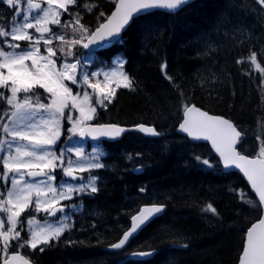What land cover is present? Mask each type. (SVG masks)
Masks as SVG:
<instances>
[{
    "label": "trees",
    "instance_id": "trees-1",
    "mask_svg": "<svg viewBox=\"0 0 264 264\" xmlns=\"http://www.w3.org/2000/svg\"><path fill=\"white\" fill-rule=\"evenodd\" d=\"M84 4L99 7L88 12ZM113 5L112 0H78L71 8L93 29L99 12L108 14ZM13 15L12 7L0 3L1 25L9 26ZM57 32L72 37L71 28L58 26ZM81 49L76 46L75 53ZM252 52L256 63L249 59ZM118 53L126 58L134 90L117 89L97 120L152 124L162 135L129 131L111 143L103 158L107 167L94 170L99 191L85 197V210L74 225L43 252L38 246L28 255L36 264H236L246 229L260 213L231 189L257 200L237 172L216 166L206 143L191 141L175 128L182 103H195L233 120L244 133L239 150L256 153L255 137H264V6L257 0H195L175 13L151 11L136 19L119 44L94 53L89 68L108 65ZM165 62L172 82L161 70ZM197 155L213 167L198 164ZM136 165L143 166L141 173L132 171ZM146 202L165 204L164 212L123 250H106ZM208 203L219 218L201 211ZM133 250L155 252L136 260L129 254Z\"/></svg>",
    "mask_w": 264,
    "mask_h": 264
},
{
    "label": "snow or ice",
    "instance_id": "snow-or-ice-1",
    "mask_svg": "<svg viewBox=\"0 0 264 264\" xmlns=\"http://www.w3.org/2000/svg\"><path fill=\"white\" fill-rule=\"evenodd\" d=\"M23 2L0 0V3L12 7L16 14L10 26L0 25V247L4 252L0 259L3 264H30L20 248L35 250L40 245H50L51 241L59 240L65 230L72 227L59 221L34 227L35 217H32L27 220L25 229L21 217L29 209L35 213L43 212L46 217L64 214V218H67L70 215L67 210L77 205H65L62 201L99 191L100 177L93 174V170L107 167L101 162L103 153L98 149H93L91 154L86 153L82 147L71 144L73 138L116 139L130 130L114 123L94 122L97 108L106 109L113 103L118 88L134 90V79L123 70L124 60L114 59L113 67L96 72L87 71L82 67V62L89 63L97 50L119 44L123 32L150 10L166 9L170 13L187 6L191 0H112L114 9L110 14L99 12L96 17L98 25L94 30L81 22L79 11L69 13L68 6L77 5L78 0H27V10L16 7ZM257 3L264 6V0H257ZM83 7L93 12L99 5L84 4ZM62 13H69L70 19L62 22ZM50 25L71 28V39L63 32L56 34ZM33 29L34 32L30 31ZM53 40L60 41L59 51L66 57H73L75 62L61 63L57 68L53 59L56 56ZM20 42L27 43L22 46ZM41 44L48 55L41 53ZM76 46L87 49L88 55H76ZM249 59L256 63L257 53L252 52ZM242 62L237 60V63ZM161 70L165 79L172 82L173 78L167 75L166 62L161 65ZM100 76L103 83L99 79L92 82ZM66 81L80 87L82 95L80 91L74 93ZM89 88L91 92L87 90ZM39 89H43V92ZM181 106L183 119L179 123V130L193 139L211 141L219 157L216 166L222 163L224 169H239L258 197V203L248 198V193L243 190L231 191H238L240 200L258 213L264 212V137H255V155L243 154L237 149L243 143L244 133L238 130L237 125L201 111L194 105L182 103ZM73 111L79 112V116H74ZM65 119L72 125L68 128L70 135L57 153L56 146L61 139L62 121ZM131 130L153 137L162 135L155 127L145 124H137ZM194 159L205 167H213L210 159L199 155ZM57 169H62L58 184L55 183ZM136 170L139 171L140 167ZM84 173L88 174L86 178ZM139 191L144 193L146 188L141 187ZM164 209L165 205L161 203L141 206L135 215H131L128 230L110 248L125 247ZM201 211L219 218L217 209L211 203ZM25 231L30 234L27 239L22 237ZM66 243L76 242L69 240ZM14 246L17 250L8 255ZM44 250V247H40L41 252ZM133 254L147 257L152 256L154 250ZM238 264H264V214H260L256 222L247 227Z\"/></svg>",
    "mask_w": 264,
    "mask_h": 264
},
{
    "label": "rangeland",
    "instance_id": "rangeland-1",
    "mask_svg": "<svg viewBox=\"0 0 264 264\" xmlns=\"http://www.w3.org/2000/svg\"><path fill=\"white\" fill-rule=\"evenodd\" d=\"M34 2H41V0H34ZM17 5H19L18 6V8L19 7H24L25 8V10H27V0H24V2H23V4L21 5V4H17ZM45 7L47 6L46 4L44 5ZM50 27H51V25H50ZM38 35V34H37ZM21 43V45L22 46H24L26 43H23V42H20ZM60 46V44H58V47ZM84 56H87L88 55V52L86 53V54H83ZM58 54H56V56H55V58L57 59L58 58ZM123 59L124 61H125V59L123 58V57H121L120 55H117V56H115L114 57V59ZM113 59V60H114ZM64 62H74V61H67L66 60V58H63L62 60H60V65H61V63H64ZM60 65H58V66H60ZM58 66H57V68H58ZM114 65H113V63H112V65L111 66H109V67H105V68H100V69H97V70H95L94 72H96V71H102V70H105V69H108V68H111V67H113ZM83 67V66H82ZM84 68V67H83ZM123 70L125 71V68H123ZM126 72V71H125ZM96 79H98V78H95V79H93V83H95L96 82ZM100 81H101V83H103V81L101 80V79H99ZM68 86L70 87V85L68 84ZM71 88H73V92L75 93V92H77V91H80V89H79V87L78 86H76V85H74L73 87H71ZM89 92H91V90H90V88L89 89H87ZM39 91L40 92H43V89H39ZM81 92V91H80ZM81 95H82V92H81ZM99 109V107L97 108V110ZM73 115L74 116H76V117H78L79 116V112H76V111H73ZM68 128H70L72 125H71V123H68ZM66 134H67V137L70 135L69 133H68V130L66 131ZM79 140V138L78 137H74L73 138V140H72V142H71V144L72 145H77V146H80V147H82L83 149H84V146L86 145L85 143H80V144H77L76 143V141H78ZM68 146H71V145H68ZM61 147V146H60ZM60 147H59V150H60ZM93 149H98L100 152H102L103 153V150H102V148H101V146L99 145V144H97V145H94V146H92L91 148H90V151L89 152H86V150L84 149V151L86 152V153H89V154H91L92 152H93ZM56 151H58V149L56 150ZM73 159H75V157L73 156L72 157ZM0 180H2V164H0ZM9 186H10V184H9ZM73 204V203H72ZM77 205V204H76ZM78 208H79V206L77 205V207L76 208H70V209H68L67 211H68V213H70V215H68L67 216V218H64V214H59V215H57V217H55V218H46V219H42V220H40V218L43 216V215H45V213H43V212H41V213H39L40 214V217H37V216H35V221H34V227L36 226V225H41V224H44L45 222H48V223H54L55 221H59V222H61V223H66V224H70V222H71V220H72V218H73V213L74 212H76L77 210H78ZM6 215V214H5ZM25 229H27V220H26V222H25ZM22 233H24L27 237H29V233L27 232V231H25V232H22ZM1 249H2V247H0ZM31 248H27V251L28 250H30ZM3 250V249H2ZM3 255H4V253L2 254V257H3ZM1 257V258H2Z\"/></svg>",
    "mask_w": 264,
    "mask_h": 264
},
{
    "label": "water",
    "instance_id": "water-1",
    "mask_svg": "<svg viewBox=\"0 0 264 264\" xmlns=\"http://www.w3.org/2000/svg\"><path fill=\"white\" fill-rule=\"evenodd\" d=\"M192 1H194V0H191V2ZM114 9V8H113ZM112 9V10H113ZM165 11H169V10H166V9H164ZM150 11H152V10H150ZM176 11H178V10H172L171 12H176ZM190 105H194V104H190ZM194 106H196V107H198V108H200L201 109V111H205L204 109H202L200 106H198V105H194ZM205 112H207V111H205ZM209 113V112H208ZM210 115H212V116H218V117H222V118H224V119H226V120H229L228 118H226V117H224V116H222V115H216V114H211V113H209ZM182 119H183V116H182ZM230 121V120H229ZM181 122H182V120H181ZM180 122V123H181ZM232 122V121H231ZM233 123V122H232ZM146 125V124H145ZM122 126V125H121ZM135 126V125H134ZM134 126H122V127H125V128H128V129H133V127ZM146 126H150V125H146ZM176 131L177 132H179L180 134H184V135H186L187 136V134L186 133H183L182 131H180L179 130V124H178V126H177V128H176ZM188 137V136H187ZM88 138H90V137H88ZM189 139H191V140H197V141H202V142H207L208 144H209V146H210V148H211V150L213 151V153L215 154V156H217V158L219 159V157H218V154L215 152V150L212 148V146H211V141H207V140H204V139H193V138H191V137H188ZM104 139H106V138H104ZM109 140H114V139H109ZM238 150V149H237ZM221 165H222V163H221ZM138 167V166H137ZM137 167H135L134 169H133V171L134 172H136V173H139V172H141L142 170H143V168L141 167V166H139L140 167V170L139 171H137L136 169H137ZM222 169L224 170V171H229V170H233V171H236V172H238L242 177H243V179L247 182V184L249 185V183H248V181H247V178L246 177H244V175H243V173L242 172H240V170L239 169H237V168H235V167H232V168H229V169H224L223 168V165H222ZM250 186V185H249ZM251 188V187H250ZM252 191V190H251ZM253 192V191H252ZM254 193V192H253ZM255 194V193H254ZM258 198V197H257ZM147 205H150V204H147ZM262 214H264V212H262ZM256 222V221H255ZM254 222V223H255ZM251 226V225H250ZM128 230V229H127ZM126 230V231H127ZM123 236V235H122ZM122 236H121V238H122ZM118 242V241H117ZM108 248L109 249H111L110 248V246H108ZM140 252H148V251H139V252H134V253H140ZM14 252H12V253H10V255H12ZM132 256L134 257V258H146V257H142V256H139V255H134V254H132ZM148 257V256H147ZM26 258V257H25ZM27 259V258H26ZM29 262H30V264H34L32 261H30L29 260ZM237 264H238V262H237Z\"/></svg>",
    "mask_w": 264,
    "mask_h": 264
}]
</instances>
